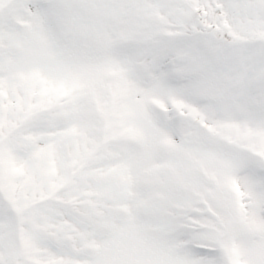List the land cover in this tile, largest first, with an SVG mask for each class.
<instances>
[{"label":"snow or ice","instance_id":"1","mask_svg":"<svg viewBox=\"0 0 264 264\" xmlns=\"http://www.w3.org/2000/svg\"><path fill=\"white\" fill-rule=\"evenodd\" d=\"M0 264H264V0H0Z\"/></svg>","mask_w":264,"mask_h":264}]
</instances>
